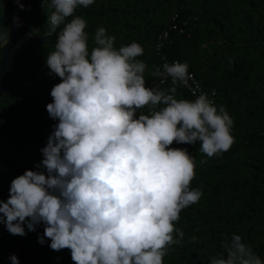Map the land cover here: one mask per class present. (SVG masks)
Returning a JSON list of instances; mask_svg holds the SVG:
<instances>
[{
  "label": "clouds",
  "instance_id": "clouds-1",
  "mask_svg": "<svg viewBox=\"0 0 264 264\" xmlns=\"http://www.w3.org/2000/svg\"><path fill=\"white\" fill-rule=\"evenodd\" d=\"M94 2L42 0L49 31L59 29L46 57L50 74L60 78L46 105L58 122L36 169L15 177L8 199L0 200V223L20 236L25 225L35 231L42 224L38 242L69 249L74 264H164L170 247L184 240L176 227L181 211L203 195L191 186L193 155L173 145L199 142L206 157L219 156L235 143L234 121L203 91L177 98L178 86L193 78L187 62L154 66L150 75L171 85L150 87L138 42L117 48L116 37L98 26L89 49L87 21L75 12ZM13 23L21 25L18 15ZM220 247L209 264H264L238 233H224ZM9 259L19 264L15 254Z\"/></svg>",
  "mask_w": 264,
  "mask_h": 264
},
{
  "label": "trees",
  "instance_id": "trees-1",
  "mask_svg": "<svg viewBox=\"0 0 264 264\" xmlns=\"http://www.w3.org/2000/svg\"><path fill=\"white\" fill-rule=\"evenodd\" d=\"M0 0L1 46L10 37L14 14L21 26L42 38L31 41L36 59L18 60L11 77V94L0 95V200L9 197L11 181L25 170L36 169L41 149L58 121L50 118L46 105L52 102V87L60 78L50 74L46 57L54 50L57 33L50 32L49 10L42 0ZM88 27L89 49L98 26L116 37L115 46L138 42L144 54L146 85L163 84L150 73L165 60L187 62L189 72L217 106L224 105L234 124L235 143L219 156L206 157L196 145L187 148L195 159L193 188L202 197L180 213L176 227L185 233L181 244L170 247L164 264H209L221 251L222 235L242 236L264 259V0H95L78 7ZM70 19V18H69ZM177 98L195 99L193 90L178 86ZM141 111L147 113L148 109ZM204 160L206 163H201ZM2 215V214H0ZM25 235L10 234L0 223V264H74L69 249L60 251L42 245L38 225ZM196 236L197 241L189 238Z\"/></svg>",
  "mask_w": 264,
  "mask_h": 264
},
{
  "label": "water",
  "instance_id": "water-1",
  "mask_svg": "<svg viewBox=\"0 0 264 264\" xmlns=\"http://www.w3.org/2000/svg\"><path fill=\"white\" fill-rule=\"evenodd\" d=\"M42 38L29 32L26 27L14 26L10 37L1 46L0 59V95L7 91L11 94V77L14 74L18 60L36 59L31 41H41Z\"/></svg>",
  "mask_w": 264,
  "mask_h": 264
},
{
  "label": "built area",
  "instance_id": "built-area-1",
  "mask_svg": "<svg viewBox=\"0 0 264 264\" xmlns=\"http://www.w3.org/2000/svg\"><path fill=\"white\" fill-rule=\"evenodd\" d=\"M192 74V73H191ZM192 79L189 81L188 86L195 91H199L200 90V85L198 84V80L194 77V75L192 74Z\"/></svg>",
  "mask_w": 264,
  "mask_h": 264
}]
</instances>
